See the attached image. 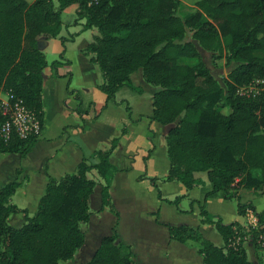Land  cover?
I'll list each match as a JSON object with an SVG mask.
<instances>
[{
  "label": "trees",
  "instance_id": "obj_1",
  "mask_svg": "<svg viewBox=\"0 0 264 264\" xmlns=\"http://www.w3.org/2000/svg\"><path fill=\"white\" fill-rule=\"evenodd\" d=\"M57 3L55 8L53 0H0V87L21 99L41 124L42 72L47 63L37 38L59 37L62 58L67 39L59 36L61 12L76 4V21L84 19L83 29L98 31L85 53L93 54L91 61L103 74L98 88L106 102L138 69L154 86L152 119L171 125L166 136L170 161L166 181L177 180L189 190L202 183L195 173L206 172L210 193L221 192L225 198H237L241 185L254 193L264 189V0H198L184 18L178 15L179 0ZM224 39L228 61L236 65L220 82L196 45L214 52ZM254 82L258 89L249 88ZM36 141L12 134L0 140V153L23 157ZM116 144L117 139L111 140L107 150L95 153V160L81 159L71 174L47 176L32 216L9 203L19 185L17 178L0 188V264H61L76 255L85 242L81 224L91 216L90 196L100 184L89 174L95 171L105 178L115 169L109 156ZM150 182L156 186L154 178ZM157 195L161 198L159 190ZM181 197L167 201L177 205ZM101 202L102 207H111L107 182L101 184ZM247 209L257 217L256 229L237 221L224 224L201 205V222L214 225L223 248L196 228L166 226L170 238L193 243L204 264H252L241 243L229 244L234 235L250 231L255 242V236L264 232V210L257 211L251 201H238V214ZM17 213L25 222L14 227L9 217ZM116 238L115 231L103 236L85 264H134L130 247Z\"/></svg>",
  "mask_w": 264,
  "mask_h": 264
},
{
  "label": "crops",
  "instance_id": "obj_2",
  "mask_svg": "<svg viewBox=\"0 0 264 264\" xmlns=\"http://www.w3.org/2000/svg\"><path fill=\"white\" fill-rule=\"evenodd\" d=\"M74 6L70 10L75 12ZM59 36L67 39L62 58H59L63 50L59 37L37 38L47 63L42 72V133L23 157L0 153V188L17 178L19 185L9 203L32 216L44 193L47 176L59 179L73 173L81 159L95 160L98 150H107L111 140L117 139L109 156L115 169L105 178L93 171L100 184L90 196L91 216L83 229L85 242L73 258L64 261L66 264H85L101 238L114 231L116 242L130 247L134 264H204L196 246L170 238L166 226L196 228L223 248L222 237L214 225L201 222V205L224 224L237 221L248 227L257 223V217L249 209L243 215L238 214L237 203L251 201L257 211L264 210V189L254 193L241 185L237 198H225L221 192L210 193L212 184L206 172L195 173L202 183L189 190L177 180L166 181L170 166L166 136L171 125L152 119L154 86L146 82L138 69L106 102L105 94L98 88L104 82L103 74L91 61L93 54L85 53L91 41L76 30L70 33L61 28ZM48 56L52 57L50 63ZM150 178H154L155 187ZM106 182L111 207H102L101 184ZM177 196H182L177 205L167 201ZM24 222L22 213L9 217L14 227ZM242 246L252 264H264V245L247 240ZM83 256L86 258L82 259Z\"/></svg>",
  "mask_w": 264,
  "mask_h": 264
},
{
  "label": "built area",
  "instance_id": "obj_3",
  "mask_svg": "<svg viewBox=\"0 0 264 264\" xmlns=\"http://www.w3.org/2000/svg\"><path fill=\"white\" fill-rule=\"evenodd\" d=\"M41 133L42 124L39 118L11 90L0 87V140L6 141L12 134H16L20 139H37ZM248 227L256 229L257 223ZM247 240L253 241L250 231L244 235H234L229 244L235 246ZM255 242L264 245V232L255 236Z\"/></svg>",
  "mask_w": 264,
  "mask_h": 264
},
{
  "label": "rangeland",
  "instance_id": "obj_4",
  "mask_svg": "<svg viewBox=\"0 0 264 264\" xmlns=\"http://www.w3.org/2000/svg\"><path fill=\"white\" fill-rule=\"evenodd\" d=\"M180 1V10L178 11V15L181 18H184L187 14L193 11V9L196 7V2L198 0H179ZM53 3L55 5V8L58 6L57 0H53ZM72 4L69 6V8L65 9L62 14V29L63 31L69 30L70 33H73L74 30L83 33L85 37L88 38L89 42L94 39V36L98 34V31L96 28L91 29H84L82 32V27L84 23V19H80L76 21V12L73 7H75ZM72 7V8H71ZM76 27V29H75ZM227 43V40L222 41V47H220V50L209 52L204 50L200 45H196L198 51L200 52L202 61L208 66L212 74L220 81L222 82L223 78L226 76L228 70L236 65V62L234 61H228L229 53L227 49L224 47ZM220 55V56H218ZM48 62L50 63L52 61V57H47ZM258 82H254L249 88H255ZM97 175V174H96ZM89 177L96 179V176L89 174ZM236 203L235 200H233V203ZM95 206L94 202H92L91 207L93 208ZM81 228L85 229V225L81 224ZM86 257L83 256L82 259H85ZM67 262H62L61 264H66Z\"/></svg>",
  "mask_w": 264,
  "mask_h": 264
}]
</instances>
